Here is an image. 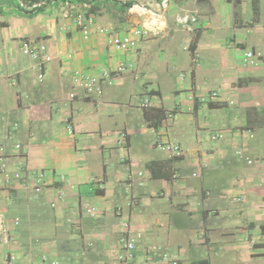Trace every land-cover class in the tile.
I'll return each instance as SVG.
<instances>
[{
	"label": "crops",
	"instance_id": "0c3cea01",
	"mask_svg": "<svg viewBox=\"0 0 264 264\" xmlns=\"http://www.w3.org/2000/svg\"><path fill=\"white\" fill-rule=\"evenodd\" d=\"M114 1L149 0H106L93 12L91 35L84 39L55 2L28 15L18 0H0V211L13 235L10 245L0 242V264H6L7 248L20 264H41L43 255L58 264H125L119 242L124 220L140 234L135 264H163L165 251L180 264H264V61L241 62L242 48L264 52V0L257 13L252 0H226L231 10L225 28L215 23L219 0H180L168 11L164 34L125 52L115 50L109 36L129 32L138 21ZM180 8L199 16L194 55L184 45L195 36L175 22ZM23 40L45 44L52 55L41 81L35 61L21 51ZM205 49L218 55L209 60L221 62V72L193 62ZM185 51L189 88L169 71L170 62L186 63ZM121 63L127 69L115 72ZM105 69L112 77L101 80L102 95L88 94L71 77L75 70L101 77ZM169 91L188 99L166 107ZM214 91L218 96L210 97ZM159 110L174 115L161 120ZM192 119L195 140L179 139ZM68 120L74 134L67 132ZM208 129L226 135L212 140ZM160 133L179 141L183 155L158 149ZM237 150L255 161L247 163ZM17 170L28 175L27 187L13 176ZM42 171L47 185L37 193L33 184ZM129 171L136 173L131 187ZM98 179L102 192L96 191ZM60 189L66 198L52 207ZM86 203L99 214L88 216Z\"/></svg>",
	"mask_w": 264,
	"mask_h": 264
},
{
	"label": "built area",
	"instance_id": "2783aa9c",
	"mask_svg": "<svg viewBox=\"0 0 264 264\" xmlns=\"http://www.w3.org/2000/svg\"><path fill=\"white\" fill-rule=\"evenodd\" d=\"M180 0H149L146 2H133L128 8V12L137 18L136 23L129 32L123 34H111L109 36V44L117 51L125 52L134 49L139 41L143 38L151 36H159L164 34L168 29V11L170 7L179 2ZM19 6L26 11H33L45 7L50 2H55L60 9L61 14L64 17L72 19L73 24L79 29L84 39H88L91 35V28L93 24V13L89 14V10L92 8V2L88 0H18ZM175 22L178 26L184 28L186 32L191 35H195L200 29L199 16L194 10L180 8L175 13ZM100 31H105V28H100ZM184 49L190 50V44L186 43ZM21 51L30 56L35 61V67L38 70V79L41 81L45 77L46 64L52 59V55L49 53L47 46L33 40H23L21 42ZM264 61V52L257 48H242L241 62L246 66H258ZM193 62L199 63L197 57L193 56ZM127 69L126 64L121 63L115 72L121 73ZM185 74L182 73L181 77ZM72 80L76 85H79L85 89L88 94L102 95L103 88L101 80L112 77V72L108 69L103 71L101 77L88 74L79 70H75L71 73ZM16 83V80H13ZM210 97H217L218 92L214 91L210 93ZM74 97V94H71ZM143 107H149V100L146 99L143 102ZM169 117L174 114L172 112L167 113ZM67 132L74 134V124L68 120ZM250 136L254 134L249 132ZM226 132L218 131L212 134V140H220L224 138ZM122 141L126 140L127 134L121 132ZM155 146L168 153L172 157H180L184 153V149L179 141L171 140L162 133L158 134L155 140ZM0 148H2L0 146ZM17 149L21 148L20 144L16 145ZM236 155L247 161V163H253L255 160L246 156L242 150H237ZM264 158L261 159V161ZM138 175H143L141 171L137 172ZM13 176L21 181L24 187L29 185V177L22 171L17 170L13 173ZM136 173L128 172L126 177L127 186L131 187L135 181ZM177 174H174L176 177ZM98 189H103L104 184L102 180L95 181ZM47 185V173L40 172L34 181L33 189L39 193ZM66 194L64 190H57L55 198L51 201L50 205L56 207L61 201H64ZM243 196L240 197L242 199ZM83 211L90 217H95L99 214L97 206L91 203H86L83 206ZM14 224L19 222L18 218H14L12 221ZM123 233L119 238V242L123 251L121 256L125 264H135V245L136 240L140 237V234H134L130 230V222L124 220ZM264 232V231H263ZM13 240V235L10 230V220L3 211H0V242L4 245H10ZM159 249V247H153ZM161 262L163 264H180V259L165 251L161 253ZM6 264H20L18 256L7 248ZM41 264H58L57 260L50 259L47 255H43L41 258Z\"/></svg>",
	"mask_w": 264,
	"mask_h": 264
},
{
	"label": "rangeland",
	"instance_id": "374dc122",
	"mask_svg": "<svg viewBox=\"0 0 264 264\" xmlns=\"http://www.w3.org/2000/svg\"><path fill=\"white\" fill-rule=\"evenodd\" d=\"M216 8H217V13L218 14H215V20L217 22L216 25H221V28H225L226 27V21L228 19V11L231 10V6L230 4L226 1V0H219L218 2H216ZM205 18L208 20L209 18L207 17V15H204ZM226 35V34H225ZM225 35L224 36H220L218 37V39L220 40H226L227 38H225ZM232 35V34H231ZM230 35V36H231ZM229 36V37H230ZM216 38V37H215ZM203 42H208L209 45H218V40L217 39H204ZM183 55L185 56L186 58V63L185 64H179V63H173V62H170L169 63V71L172 75V77L174 78L175 82L178 84V85H182L183 87L185 86V88H189V82H190V57H189V54H188V51L184 52ZM210 59H216L218 58V55L215 56V52L214 51H211V50H203L200 55H199V68H202L205 69V70H211V69H214V70H217V71H220L221 72V68H222V63L219 62V61H216V62H213L211 64L210 62ZM186 74L185 77H181L180 75L182 73ZM138 86H137V90L140 88V85H141V81H139L138 83ZM165 90L168 91L167 88H165ZM188 99V94L185 93V92H181L180 94H175V93H171L170 91L168 93H166L165 97H164V104L166 107H173L175 106L176 104L182 102L184 103L185 101H187ZM154 101V99H153ZM127 103H128V100L126 101H123L121 105H124V106H127ZM170 130V129H169ZM212 134H214V131H212V129H208L206 132H205V135L206 137L208 138H211ZM169 137L171 139H174L176 138L173 133H171L169 131ZM179 139H191V140H195L196 138V128H195V122L194 120H189L187 122H184V129L181 133V136H177ZM36 179V178H35ZM1 263V262H0Z\"/></svg>",
	"mask_w": 264,
	"mask_h": 264
},
{
	"label": "trees",
	"instance_id": "16d2710c",
	"mask_svg": "<svg viewBox=\"0 0 264 264\" xmlns=\"http://www.w3.org/2000/svg\"><path fill=\"white\" fill-rule=\"evenodd\" d=\"M79 1H82V0H79ZM88 1L92 2V8H91V10H89V14L90 13L92 14L95 11V9L98 8L97 6L102 4V3H104L106 0H88ZM230 1H232V0H230ZM133 2L134 1H125V2H120L119 3L118 1H114L115 4H117L118 6H120L121 8H123L125 10L128 9L133 4ZM252 4H253V11L255 13H257L259 11V8H260L259 0H252ZM17 7L19 8V10L22 13H27L28 15H36L37 13H39L43 9V8H40V9L33 10V11H26L23 8H21L19 5H17ZM198 33H196L194 35L195 38L192 41L191 46H190V50H191L193 55H194L195 49L197 47ZM146 108H148V107H146ZM159 112H160L161 120L167 118V113L164 110H162V111L159 110ZM96 191L97 192H102V189H97Z\"/></svg>",
	"mask_w": 264,
	"mask_h": 264
}]
</instances>
